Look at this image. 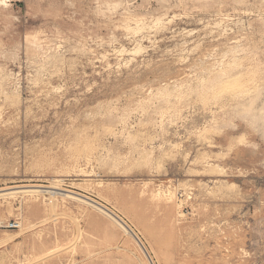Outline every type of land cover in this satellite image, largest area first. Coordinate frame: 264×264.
<instances>
[{
    "label": "rangeland",
    "instance_id": "374dc122",
    "mask_svg": "<svg viewBox=\"0 0 264 264\" xmlns=\"http://www.w3.org/2000/svg\"><path fill=\"white\" fill-rule=\"evenodd\" d=\"M0 220V264H264V0H0Z\"/></svg>",
    "mask_w": 264,
    "mask_h": 264
},
{
    "label": "built area",
    "instance_id": "2783aa9c",
    "mask_svg": "<svg viewBox=\"0 0 264 264\" xmlns=\"http://www.w3.org/2000/svg\"><path fill=\"white\" fill-rule=\"evenodd\" d=\"M19 227V222L17 220H9V221H1L0 220V229L8 228V229H16Z\"/></svg>",
    "mask_w": 264,
    "mask_h": 264
},
{
    "label": "water",
    "instance_id": "95a60500",
    "mask_svg": "<svg viewBox=\"0 0 264 264\" xmlns=\"http://www.w3.org/2000/svg\"><path fill=\"white\" fill-rule=\"evenodd\" d=\"M93 202V201H92ZM95 203V202H94Z\"/></svg>",
    "mask_w": 264,
    "mask_h": 264
}]
</instances>
